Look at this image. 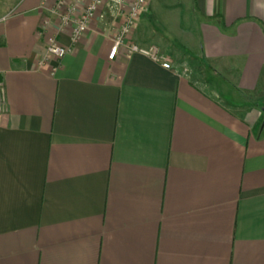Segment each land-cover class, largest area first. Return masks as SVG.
Masks as SVG:
<instances>
[{
	"label": "crops",
	"instance_id": "1",
	"mask_svg": "<svg viewBox=\"0 0 264 264\" xmlns=\"http://www.w3.org/2000/svg\"><path fill=\"white\" fill-rule=\"evenodd\" d=\"M56 1L0 0V264H264V0H150L169 69Z\"/></svg>",
	"mask_w": 264,
	"mask_h": 264
},
{
	"label": "built area",
	"instance_id": "2",
	"mask_svg": "<svg viewBox=\"0 0 264 264\" xmlns=\"http://www.w3.org/2000/svg\"><path fill=\"white\" fill-rule=\"evenodd\" d=\"M82 4L81 12L74 15V7L69 5L66 11L60 14L61 31L64 26L70 27V36L73 41H77L86 31L89 22L94 18L95 12L99 6H102L104 13L120 18V23L116 26L112 46L108 58L113 59L118 49L123 47L126 55L140 54L149 58L153 62L159 63L163 68L169 69L170 64L166 61L161 50L155 45H142L136 42L128 41L135 22L142 12L146 9L150 0H76ZM63 5V0H57L55 9L58 10ZM102 15V14H101ZM47 22H44L38 30V35L42 36L46 31ZM46 55L43 61L48 58L61 59L67 52L65 48L57 43L54 36L46 38ZM4 82L0 73V114L3 113L4 107Z\"/></svg>",
	"mask_w": 264,
	"mask_h": 264
},
{
	"label": "rangeland",
	"instance_id": "3",
	"mask_svg": "<svg viewBox=\"0 0 264 264\" xmlns=\"http://www.w3.org/2000/svg\"><path fill=\"white\" fill-rule=\"evenodd\" d=\"M119 21H120V19H119ZM120 23V22H119ZM152 45H155V44H152ZM155 46H157V45H155ZM158 47V46H157ZM159 48V47H158ZM160 49V48H159ZM161 50V49H160ZM261 117L262 118H264V113H261Z\"/></svg>",
	"mask_w": 264,
	"mask_h": 264
}]
</instances>
